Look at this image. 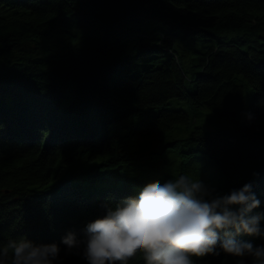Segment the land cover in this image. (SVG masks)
Returning a JSON list of instances; mask_svg holds the SVG:
<instances>
[{"label": "trees", "instance_id": "1", "mask_svg": "<svg viewBox=\"0 0 264 264\" xmlns=\"http://www.w3.org/2000/svg\"><path fill=\"white\" fill-rule=\"evenodd\" d=\"M178 172L264 201V0H0V241L80 235Z\"/></svg>", "mask_w": 264, "mask_h": 264}, {"label": "clouds", "instance_id": "2", "mask_svg": "<svg viewBox=\"0 0 264 264\" xmlns=\"http://www.w3.org/2000/svg\"><path fill=\"white\" fill-rule=\"evenodd\" d=\"M248 120L253 114L245 113ZM253 181L226 192L199 176L178 172L162 183L141 188L134 198L102 203L103 212L87 220L80 235L69 229L60 242H36L26 234L0 241V264H61L65 253L88 264H205L199 258L221 253L236 264H264V204ZM254 209H258L254 211Z\"/></svg>", "mask_w": 264, "mask_h": 264}, {"label": "rangeland", "instance_id": "3", "mask_svg": "<svg viewBox=\"0 0 264 264\" xmlns=\"http://www.w3.org/2000/svg\"><path fill=\"white\" fill-rule=\"evenodd\" d=\"M154 24H156V21H154ZM150 25H151V23H150ZM150 25H148V23L147 24H142V27H147V28H150ZM136 26V25H135ZM173 101H176V100H173ZM172 101V102H173ZM176 102H178V101H176ZM176 102H173V104H172V107L173 108H187V105H186V103H185V101H179L178 103H176ZM245 104H246V106H245V111H247L248 110V108H249V104H250V96L248 95V94H246V101H245ZM215 169V168H214ZM212 170V168L210 169V168H208V170L205 172V173H209V171H211ZM216 170V169H215ZM217 171V170H216ZM204 173V174H205ZM77 174L78 175H80V173H79V170L77 169ZM209 178H207V180H208ZM209 181V180H208ZM210 181L212 182V183H214L215 182V180H214V178H212V179H210ZM101 187H103V185H98V188H101Z\"/></svg>", "mask_w": 264, "mask_h": 264}, {"label": "water", "instance_id": "4", "mask_svg": "<svg viewBox=\"0 0 264 264\" xmlns=\"http://www.w3.org/2000/svg\"><path fill=\"white\" fill-rule=\"evenodd\" d=\"M246 264H252V261L250 258L245 257ZM229 264H236V260L230 261Z\"/></svg>", "mask_w": 264, "mask_h": 264}, {"label": "bare ground", "instance_id": "5", "mask_svg": "<svg viewBox=\"0 0 264 264\" xmlns=\"http://www.w3.org/2000/svg\"><path fill=\"white\" fill-rule=\"evenodd\" d=\"M233 261V260H232Z\"/></svg>", "mask_w": 264, "mask_h": 264}]
</instances>
